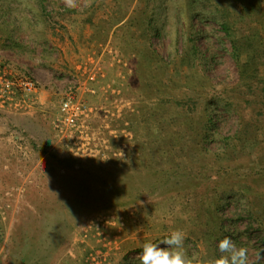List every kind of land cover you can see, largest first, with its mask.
I'll return each mask as SVG.
<instances>
[{
    "label": "rangeland",
    "instance_id": "obj_1",
    "mask_svg": "<svg viewBox=\"0 0 264 264\" xmlns=\"http://www.w3.org/2000/svg\"><path fill=\"white\" fill-rule=\"evenodd\" d=\"M17 60L38 91L0 103V264H141L174 230L191 264L225 237L264 264V0H0Z\"/></svg>",
    "mask_w": 264,
    "mask_h": 264
},
{
    "label": "built area",
    "instance_id": "obj_2",
    "mask_svg": "<svg viewBox=\"0 0 264 264\" xmlns=\"http://www.w3.org/2000/svg\"><path fill=\"white\" fill-rule=\"evenodd\" d=\"M38 86L33 77L27 73L11 74L0 68V103L18 108H30L35 102ZM84 102L78 98L76 89L69 87L64 91L59 105V114L55 123L59 133L77 131L84 116Z\"/></svg>",
    "mask_w": 264,
    "mask_h": 264
},
{
    "label": "clouds",
    "instance_id": "obj_3",
    "mask_svg": "<svg viewBox=\"0 0 264 264\" xmlns=\"http://www.w3.org/2000/svg\"><path fill=\"white\" fill-rule=\"evenodd\" d=\"M185 235L182 230H174L159 242L146 241L139 254L141 264H191L184 251ZM163 244L165 247H161ZM218 249L223 254L212 264H248L247 250L237 248L229 237L221 239Z\"/></svg>",
    "mask_w": 264,
    "mask_h": 264
},
{
    "label": "crops",
    "instance_id": "obj_4",
    "mask_svg": "<svg viewBox=\"0 0 264 264\" xmlns=\"http://www.w3.org/2000/svg\"><path fill=\"white\" fill-rule=\"evenodd\" d=\"M10 67H7L10 71H13L14 74H22L21 72L25 71H31L33 70L34 67H26L28 64L27 63H22L19 60L16 61V65H13L14 63L11 62ZM5 68V67H4ZM80 89V87H79ZM81 96L83 97L84 94L82 93Z\"/></svg>",
    "mask_w": 264,
    "mask_h": 264
},
{
    "label": "trees",
    "instance_id": "obj_5",
    "mask_svg": "<svg viewBox=\"0 0 264 264\" xmlns=\"http://www.w3.org/2000/svg\"><path fill=\"white\" fill-rule=\"evenodd\" d=\"M211 121H212V119L209 118V119H208V122H209L210 126H212V125H211ZM250 215L253 216L252 213H250Z\"/></svg>",
    "mask_w": 264,
    "mask_h": 264
}]
</instances>
